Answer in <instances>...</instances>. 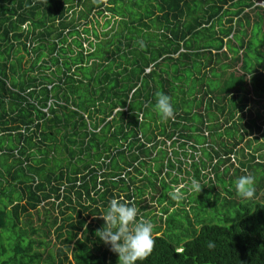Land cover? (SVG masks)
Masks as SVG:
<instances>
[{
	"label": "trees",
	"instance_id": "obj_1",
	"mask_svg": "<svg viewBox=\"0 0 264 264\" xmlns=\"http://www.w3.org/2000/svg\"><path fill=\"white\" fill-rule=\"evenodd\" d=\"M158 91L174 119L154 110ZM250 104L264 108V0H0V237L15 234L13 261L118 264L97 215L119 195L140 206L148 189L175 206L163 147L196 158L213 141L193 165L198 181L217 168L209 191L186 189L187 208L160 218L140 208L155 247L137 264H264V153L239 146L264 114ZM236 147L262 166L251 199L218 170Z\"/></svg>",
	"mask_w": 264,
	"mask_h": 264
},
{
	"label": "rangeland",
	"instance_id": "obj_2",
	"mask_svg": "<svg viewBox=\"0 0 264 264\" xmlns=\"http://www.w3.org/2000/svg\"><path fill=\"white\" fill-rule=\"evenodd\" d=\"M96 29L99 32H107V31H110L111 30V27H105V19H100L99 25L96 26ZM249 32H250V29H248V36L250 35ZM258 111L264 112V108L263 107H260L258 105L256 106L254 104H250V109H249L248 114L250 113L251 116L254 117L255 114ZM238 115H240V114H238ZM239 117H242V115L239 116ZM247 119H249L248 115H246V118H244V120L247 122ZM258 128H259V130L258 129H255L253 127L252 134H250L252 136L246 137L243 140L242 144H240L239 146H241L243 148H246V146L249 145V149L253 153H254V151H256L255 154H257V150H259V149H261V150L259 151L258 154L264 153V147L261 146V145H264V140H263V136H264V114L262 116V120L258 121ZM237 136L240 137V134L238 133ZM210 143H211L210 144V148H207L206 146L205 147H202V148L197 147V148H200L199 151L203 155V157H208L212 153V149L211 148L215 147V143L213 141L210 142ZM163 148L167 152L166 158L164 160L165 163L167 164L169 159L171 161L175 162V164H173V166H172V167H175L174 168L175 170H171L170 171L168 168L162 169V174H159V177H161L162 179H165L169 183H173V186L174 185H180V184H187L188 185V188H190V186H191L190 182H191V179L193 178V175H194V172H195L194 166H193L194 163H196L195 167L197 169H203L204 168L203 163L197 164L202 159V155L200 153H197L196 154V158H192V152H194V151L187 147L186 148V151L188 153H187L186 157L184 158V157H181V156H175L173 154V152H174L175 149L172 148V147L166 146V147H163ZM233 151H234L233 152V155L230 156L229 159H228L229 161L227 160L224 164H221L218 170H219L221 176H223L226 179V182L228 183L227 184V188L228 189L231 188V185L229 184L230 179L231 178L233 179V188L235 190V181H236V179L238 177H240L242 175H247V174L253 175L252 174L253 170L251 168L258 169V168H261L262 166L259 163L258 164H252V163H250L252 161H255L256 159L251 160L248 157L244 156L243 155V150L241 148L239 150L236 147V148L233 149ZM245 153L248 154V152H246V151H245ZM213 159L214 160L212 161V163L215 166H217L218 163H217L216 159L215 158H213ZM145 160L147 162V166H149V167L151 166V168H153L154 173L157 174L158 173V170L156 169V164L153 162V160H151V159H145ZM178 160H182L183 163L181 165L178 164V162H177ZM258 161H261V160L258 159ZM203 162H207V164H210V160H207V159H205V161H203ZM242 162H249V165L251 167L246 168L247 169L246 171L242 170L240 168V166H243V164H244ZM255 162H257V161H255ZM178 166H181V168H182V171L180 170L181 172H178V170H179ZM228 167H230L229 168L230 170L228 169L229 172L228 173L227 172L225 173V170ZM238 169H239V171H238ZM215 170H214V167H209L206 170H203L202 171V176L205 175V176H207V178H203V179L199 180V182H200L201 186L204 187V188L202 189L201 193H199V194L196 193V192H189L188 191L189 194H192L195 197H200V194H202L204 190L209 191L210 186H208V184H210L211 182L214 183V178H215L214 175L216 174ZM169 171L171 172V176L170 177L168 176V172ZM188 172L190 174H188ZM145 174L148 175L147 172H145ZM139 178H140V176H139ZM176 178L178 180V184H175V182H174V180ZM219 178H220V176H219ZM258 178L259 177H257L256 179H258ZM260 185H262V183L258 184V186H256L255 189L259 190L258 188L260 187ZM188 188H185L184 189V192L185 193H187L186 189L188 190ZM160 189H158L156 191H152V190L148 189L147 192H146V194H145V196L141 200V205L140 206H137V207L139 209L145 207L144 212L145 213H148L147 215H149V213L153 214V217L154 216H159V218H160L162 216H165L164 213H163V207L164 206H169L170 207V205H169L168 201L166 203H164L163 205L160 204V202H159V199L161 197V194L159 192ZM213 193H215V194L216 193H220L221 195L225 194L224 189L222 187H220V186L219 187L218 186L215 187ZM189 194L188 195H185V198L184 199H186V203L183 206H182L181 203H182V201L184 199H181V200H179L176 203L175 206L170 207V211H173V209H176V208L179 209V206H182L181 209H186L187 208V204L189 202V200H188ZM226 196H227V194H226ZM263 197H264V191L260 193V195L258 196V200L259 201H264L263 200ZM242 199L239 198V197H237V196L234 197V200H236V201H240ZM47 208H50V207H47ZM181 214L182 213H179L177 216L174 217V220L176 222L182 221L181 220V216H182ZM89 220H91V219H89ZM159 235H162V233H160ZM53 238L55 239V237H53ZM16 240H15V234H12L11 235V239H10L9 238V235L7 233L3 232L2 237H0V254H1L0 255V264H2L3 262H6V261H13L14 258H17V260L20 261V256L16 257V252L14 250V246L16 244ZM53 244H54V242L52 243V245ZM21 246H22V248H25V242H21ZM55 246L58 247L57 244ZM13 262L16 263V264H20L19 262H15V261H13Z\"/></svg>",
	"mask_w": 264,
	"mask_h": 264
},
{
	"label": "clouds",
	"instance_id": "obj_3",
	"mask_svg": "<svg viewBox=\"0 0 264 264\" xmlns=\"http://www.w3.org/2000/svg\"><path fill=\"white\" fill-rule=\"evenodd\" d=\"M155 96L154 110L164 120L174 119L172 98L159 91ZM137 116L141 122V114L137 113ZM190 184V188L187 184L174 185L167 195L170 199L179 201L185 198V188L198 194L204 188L195 178L191 179ZM235 191L240 197L251 199L255 194V177L251 174L238 177ZM101 213L97 216L105 223L95 234L110 247V251L118 255V264H137L150 256L155 247L154 224L140 215V209L134 200L125 199L123 195L113 197L109 200L107 209H102ZM208 247H214L213 242H209Z\"/></svg>",
	"mask_w": 264,
	"mask_h": 264
}]
</instances>
